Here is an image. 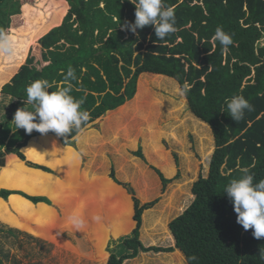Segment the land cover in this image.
<instances>
[{
	"label": "trees",
	"instance_id": "obj_1",
	"mask_svg": "<svg viewBox=\"0 0 264 264\" xmlns=\"http://www.w3.org/2000/svg\"><path fill=\"white\" fill-rule=\"evenodd\" d=\"M38 2L43 8L52 5L60 12L66 9L61 21L40 35L21 70L11 83L0 87V92L14 98L10 106H15L27 99L25 89L34 80H48L53 85L49 91L70 83L71 95L84 99L82 109L90 113V119L72 134L58 136L62 145L55 133L34 130L6 152L22 158L19 148L29 139L24 146L29 154L51 146L70 152L72 138L82 128L132 98L141 73L173 78L180 89L187 84L190 91L184 96L189 110L210 127L213 137L207 174L193 182L192 201L168 223L172 247L140 242L141 214L154 202L140 204L134 198L135 227L132 236L122 240L128 252L110 254L105 264H122L139 252H169L174 248L186 261L197 257L188 264H264L259 256L264 238H254L252 229L245 230L237 223L231 199L223 192L243 169L254 175V182L264 179V44H259L264 34V0H164L175 9L177 30L163 40L156 37L151 25L137 29L138 37L121 30L125 21L135 20V5L130 0H0V32L10 36L11 28L20 25L21 20L16 24L15 17L21 15L23 7L35 8ZM217 27L232 36L227 52L218 41H212ZM213 47L215 51L208 55ZM1 54L0 65L8 64L3 56L9 54ZM69 66L75 70L76 79L66 81ZM234 95H243L254 108L246 111L240 122L228 114L227 103ZM3 155L0 152V158ZM134 155L141 158L140 149ZM11 158L3 173L17 169L19 162ZM28 170L46 174L30 167ZM156 172L165 186L169 179ZM3 173L2 184L7 172ZM110 177L115 181L113 172ZM11 193L0 189V210L15 200L29 206L40 202L34 205L47 207L43 197H30L29 201Z\"/></svg>",
	"mask_w": 264,
	"mask_h": 264
},
{
	"label": "rangeland",
	"instance_id": "obj_2",
	"mask_svg": "<svg viewBox=\"0 0 264 264\" xmlns=\"http://www.w3.org/2000/svg\"><path fill=\"white\" fill-rule=\"evenodd\" d=\"M65 9L43 8L38 2L14 16L16 24L21 21L11 28L13 52L3 56L8 64L0 65V87L11 83L40 35L61 21ZM259 44H264V34ZM14 102L0 92V152H4L0 176L11 157L19 162L17 169L3 173L7 172L0 189L27 200L43 197L48 203L37 207L19 200L6 202L0 210V264H105L110 254L128 252L122 240L132 236L135 227L134 198L140 204L154 202L141 214L140 242L163 248L174 245L168 223L192 201V184L207 174L214 149L210 127L191 113L175 79L139 74L132 98L82 128L72 138L70 152L51 146L29 154L24 146L30 139L19 148L22 158L6 152L26 134L15 129V111L34 107L25 101L10 106ZM57 140L61 144L58 136ZM138 149L141 158L134 155ZM156 171L169 179L165 186ZM73 215L84 219L82 229L71 225ZM186 262L174 248L139 252L122 264Z\"/></svg>",
	"mask_w": 264,
	"mask_h": 264
},
{
	"label": "clouds",
	"instance_id": "obj_3",
	"mask_svg": "<svg viewBox=\"0 0 264 264\" xmlns=\"http://www.w3.org/2000/svg\"><path fill=\"white\" fill-rule=\"evenodd\" d=\"M135 5L134 22L125 21L121 24V30L131 32L138 37L137 29L145 26H154L155 35L159 40L165 39L174 33L176 17L175 9L166 5L164 0H130ZM212 41L220 43L227 52L229 45L233 44L232 36L225 32L222 27H217ZM13 44L11 38L0 32V52L10 53ZM215 48L209 51L211 55ZM76 79L75 70L69 66L65 76L66 81ZM53 85L46 79H37L25 89L27 99L25 104L33 105L32 109L18 108L13 120L15 129H24L26 134L34 130L46 134L53 132L57 136L65 137L78 130L90 119V113L82 109L84 99H77L71 95V85L59 87L56 91H49ZM190 91L189 85L180 89L181 95ZM228 114L231 118L240 122L245 113L254 110L253 105L243 96L234 95L227 103ZM14 129V130H15ZM254 175L248 169H243L239 178L232 179L224 188L231 199L235 211L237 223L245 230L252 229V235L256 239L264 238V179L254 182ZM96 219H99L97 217ZM71 225L80 230L85 221L82 217L73 215L70 217ZM260 259L264 261V250L260 251ZM196 256L188 258V262L196 261Z\"/></svg>",
	"mask_w": 264,
	"mask_h": 264
},
{
	"label": "water",
	"instance_id": "obj_4",
	"mask_svg": "<svg viewBox=\"0 0 264 264\" xmlns=\"http://www.w3.org/2000/svg\"><path fill=\"white\" fill-rule=\"evenodd\" d=\"M37 203H40V202H37ZM37 203H33V204H37Z\"/></svg>",
	"mask_w": 264,
	"mask_h": 264
},
{
	"label": "flooded vegetation",
	"instance_id": "obj_5",
	"mask_svg": "<svg viewBox=\"0 0 264 264\" xmlns=\"http://www.w3.org/2000/svg\"><path fill=\"white\" fill-rule=\"evenodd\" d=\"M46 204V203H45Z\"/></svg>",
	"mask_w": 264,
	"mask_h": 264
}]
</instances>
